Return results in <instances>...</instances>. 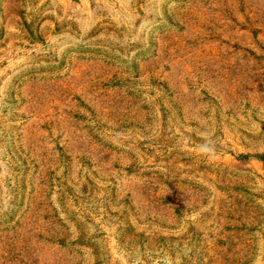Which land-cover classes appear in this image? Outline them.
<instances>
[{
    "label": "rangeland",
    "instance_id": "obj_1",
    "mask_svg": "<svg viewBox=\"0 0 264 264\" xmlns=\"http://www.w3.org/2000/svg\"><path fill=\"white\" fill-rule=\"evenodd\" d=\"M0 264H264V0H0Z\"/></svg>",
    "mask_w": 264,
    "mask_h": 264
}]
</instances>
